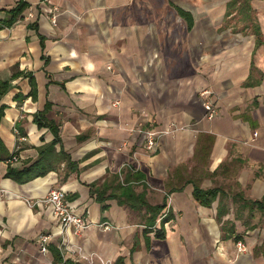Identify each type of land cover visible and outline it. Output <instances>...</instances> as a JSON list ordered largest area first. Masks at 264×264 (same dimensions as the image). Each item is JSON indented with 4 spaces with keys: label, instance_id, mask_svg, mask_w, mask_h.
<instances>
[{
    "label": "crops",
    "instance_id": "obj_1",
    "mask_svg": "<svg viewBox=\"0 0 264 264\" xmlns=\"http://www.w3.org/2000/svg\"><path fill=\"white\" fill-rule=\"evenodd\" d=\"M20 1L0 0V79L9 82L0 99V264L78 260L69 246L112 264H264V0H25L2 25ZM205 89L218 108L212 119ZM172 122L180 129L146 153L136 127ZM52 142L59 155L47 172L7 176ZM130 167L147 183L134 186L145 205L119 203L109 189L100 201ZM52 189L89 223L81 234L63 229L51 206L31 205ZM165 201L171 218L151 228L149 206Z\"/></svg>",
    "mask_w": 264,
    "mask_h": 264
},
{
    "label": "trees",
    "instance_id": "obj_2",
    "mask_svg": "<svg viewBox=\"0 0 264 264\" xmlns=\"http://www.w3.org/2000/svg\"><path fill=\"white\" fill-rule=\"evenodd\" d=\"M27 5V2L25 0H21L15 8L10 10L11 18H9L8 21H3L2 25H10L14 21L18 19V17L21 15V12L23 11L24 7ZM179 12L181 15L185 16L186 18L190 19V14L182 9H179ZM9 89V82L3 81L0 79V99L3 97V95L8 91ZM6 108V105L2 104L0 105V120L4 114V110ZM35 120L39 122L38 117H35ZM58 152L55 148V142H52L45 146L41 150V156L40 158L35 161L33 164H31L28 167H25L23 169L15 170L11 169L7 172V176L14 178L15 180L24 182L28 181L29 179H32L34 177L40 176L47 172L49 170L48 166L49 163L52 161L50 159L52 156H58ZM142 183V184H141ZM141 184L144 187H147V183L144 182V176L139 171H132V169H128V171L124 174L123 178H120V174H118L110 184L106 185L105 189L98 191V199L100 201H104L106 198V191L109 189L111 190L110 194L107 195V197L111 198H117L119 200V203H129L132 206L136 207L135 205H145V202L142 200V198L138 196H135L134 194V186ZM195 196L197 199H199L203 204H209L210 198H209V191L195 188ZM262 205L263 202L259 201ZM167 206V201L163 203L162 206H149L150 210V217L149 222L151 224H148L151 228L155 226L157 218H161L162 224L169 220L171 218L170 211L169 212H162L163 209H165ZM158 237H164V234L160 231H157ZM57 264H81L77 261H73L71 259H64L62 254H57Z\"/></svg>",
    "mask_w": 264,
    "mask_h": 264
},
{
    "label": "built area",
    "instance_id": "obj_3",
    "mask_svg": "<svg viewBox=\"0 0 264 264\" xmlns=\"http://www.w3.org/2000/svg\"><path fill=\"white\" fill-rule=\"evenodd\" d=\"M53 22L56 23V20H53ZM210 93L211 92L208 89H205L200 92V95L206 98L204 102V106L207 112L206 116L208 119H212L218 114V108L211 102L210 99H208ZM136 129L140 132L142 131L144 134V144H143L144 151L148 154H154L158 150L161 137L164 136L165 134L180 129V127H177L176 124L172 122L166 128L157 130L151 126H146L140 123L136 127ZM125 165L126 164L123 165L121 170L125 167ZM131 169L133 171H137L135 168H131ZM120 177L121 179L123 178L121 173H120ZM35 204L51 206L54 216L57 218L58 222L65 230L72 229L75 234H81L85 229H87V227H89V223L86 222L83 217L72 211L70 205L67 202L66 193L62 189L50 190L45 197L38 199L36 202H33L31 205H35ZM97 225L103 230H111L115 227L111 222H102ZM49 241H50L49 234L40 235L39 246L42 252L48 251ZM236 245L239 252L247 251V245L242 240L237 241ZM67 251L71 255L78 256L76 257L78 258V260L77 259L75 260L77 262L84 261L86 264H94V262L99 261L102 264H112V262H110L109 260H104L102 257H100L95 253H90V254L83 253L81 248H73L69 246L67 247Z\"/></svg>",
    "mask_w": 264,
    "mask_h": 264
},
{
    "label": "rangeland",
    "instance_id": "obj_4",
    "mask_svg": "<svg viewBox=\"0 0 264 264\" xmlns=\"http://www.w3.org/2000/svg\"><path fill=\"white\" fill-rule=\"evenodd\" d=\"M153 192H154V193H153L154 195H156V194H158V193H159V192H157V191H155V190H153ZM156 196H157V197H159V194H158V195H156ZM242 241H243V240H242ZM243 242H244V241H243ZM244 243H245V242H244ZM245 244H246V243H245ZM237 250H238V249H237Z\"/></svg>",
    "mask_w": 264,
    "mask_h": 264
}]
</instances>
